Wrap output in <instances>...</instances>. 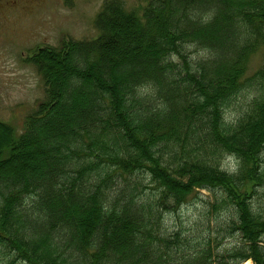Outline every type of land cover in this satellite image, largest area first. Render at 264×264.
Instances as JSON below:
<instances>
[{"label":"trees","instance_id":"16d2710c","mask_svg":"<svg viewBox=\"0 0 264 264\" xmlns=\"http://www.w3.org/2000/svg\"><path fill=\"white\" fill-rule=\"evenodd\" d=\"M96 24L36 54L24 133L0 123V264H264V0H110Z\"/></svg>","mask_w":264,"mask_h":264},{"label":"rangeland","instance_id":"374dc122","mask_svg":"<svg viewBox=\"0 0 264 264\" xmlns=\"http://www.w3.org/2000/svg\"><path fill=\"white\" fill-rule=\"evenodd\" d=\"M106 1L0 0L1 121L13 125L21 133L27 117L44 100V82L36 67L26 61L27 51L45 46L59 47L65 40L96 39L99 35L96 18ZM124 1L129 8L144 7L148 2ZM263 63L261 53L254 56L249 74L255 73ZM231 166L226 167L232 170ZM203 195L209 194L204 192ZM202 208L198 201L190 203L183 211L184 219L198 217Z\"/></svg>","mask_w":264,"mask_h":264},{"label":"clouds","instance_id":"9594fccd","mask_svg":"<svg viewBox=\"0 0 264 264\" xmlns=\"http://www.w3.org/2000/svg\"><path fill=\"white\" fill-rule=\"evenodd\" d=\"M197 15H200L199 13H197ZM214 16L213 12H208L202 15V19L201 22L203 24H208L212 21ZM136 94L137 97L140 99H148V98H154L156 95V91L153 88L152 85L150 84H143L137 87L136 89ZM159 108L163 109L165 107V105L163 104V102H159L157 105Z\"/></svg>","mask_w":264,"mask_h":264}]
</instances>
